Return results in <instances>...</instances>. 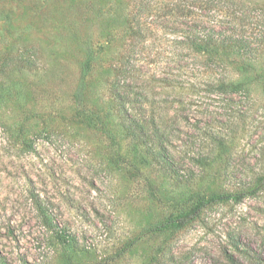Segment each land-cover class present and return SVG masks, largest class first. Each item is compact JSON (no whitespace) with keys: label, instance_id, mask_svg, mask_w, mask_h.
Returning a JSON list of instances; mask_svg holds the SVG:
<instances>
[{"label":"rangeland","instance_id":"374dc122","mask_svg":"<svg viewBox=\"0 0 264 264\" xmlns=\"http://www.w3.org/2000/svg\"><path fill=\"white\" fill-rule=\"evenodd\" d=\"M205 1L0 0L3 264H264V0ZM190 24L247 48L188 54ZM127 125L168 136L178 176ZM215 148L203 175L192 158ZM197 192L233 197L167 227Z\"/></svg>","mask_w":264,"mask_h":264},{"label":"trees","instance_id":"16d2710c","mask_svg":"<svg viewBox=\"0 0 264 264\" xmlns=\"http://www.w3.org/2000/svg\"><path fill=\"white\" fill-rule=\"evenodd\" d=\"M185 3H179L174 4V9L182 13V15H191L193 13L192 9L195 7L197 8L200 5H204V0H184ZM212 0L205 1L206 4H212ZM195 8V9H196ZM175 15V14H174ZM186 28V27H185ZM133 31L137 34L142 33V28H131ZM180 33H184L182 36V39L179 38V40H176L179 45L182 46L183 49L188 50V54L191 52L192 54H196L199 58L202 55H212L215 53H218L220 50L222 51H230L237 47V43H242V47L247 48V44L242 41H232L231 38H221L218 33L212 29L208 31H203L201 28L197 27L195 24H190L187 26L186 29L180 30ZM209 59V58H205ZM222 62V61H221ZM249 69L248 65L243 64L240 66V71L247 72ZM217 82V88L221 91L227 92V91H238L240 89V83L234 81H227L222 79H214ZM176 86V85H175ZM121 102H124V98L117 97ZM127 119L130 121L132 120L129 115L127 116ZM139 124H142L140 122H137ZM128 135L133 137L134 139L140 140L141 143L147 145L149 149L147 150V153L150 157L151 162L156 163L159 165L162 169L165 170L167 174L171 175V172L174 176H178L179 174V164H177L178 161H176V155L173 153L171 154L170 149L167 148L166 143H169V137L165 135H161L160 132H155L154 134H151L149 141H144L143 139H147L149 136H147V131L143 125H127L126 127ZM153 133V132H152ZM216 147H219L220 149L224 150L226 152L227 150V143L225 140L221 138H216L213 140ZM151 145V146H150ZM221 157V154L216 153V148L214 149V154L210 156H195L192 158V161L198 165L203 170V175L206 173V171L214 166ZM151 193L152 190H151ZM154 194V193H153ZM231 195H223V194H211L206 195L202 192L193 193L190 198L189 202H193L191 208L186 213L181 214L180 216H177L172 219H168L165 223L167 227H173V226H183L187 224L193 217H196L199 215L200 212H202L206 207L211 205L212 203L224 200L227 198H230ZM233 197V196H231ZM239 198L237 195H235V198ZM34 200V206L38 213L42 216L44 225L48 227L49 229L54 230L55 237L58 239V241L64 245H74L73 240H71L66 233H64L62 230L56 228L54 226V219L46 206L45 202L40 199V196L33 195ZM240 201V200H239ZM71 242V244H70ZM68 246V245H67ZM0 264H3L0 259Z\"/></svg>","mask_w":264,"mask_h":264}]
</instances>
